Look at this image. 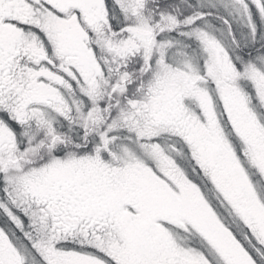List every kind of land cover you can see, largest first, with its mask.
I'll use <instances>...</instances> for the list:
<instances>
[{
  "label": "snow or ice",
  "instance_id": "obj_1",
  "mask_svg": "<svg viewBox=\"0 0 264 264\" xmlns=\"http://www.w3.org/2000/svg\"><path fill=\"white\" fill-rule=\"evenodd\" d=\"M0 264H264V0H0Z\"/></svg>",
  "mask_w": 264,
  "mask_h": 264
}]
</instances>
